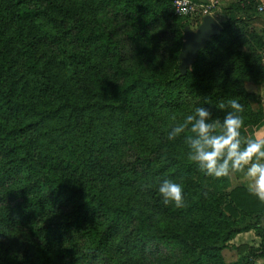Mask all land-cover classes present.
Segmentation results:
<instances>
[{
    "label": "trees",
    "instance_id": "obj_1",
    "mask_svg": "<svg viewBox=\"0 0 264 264\" xmlns=\"http://www.w3.org/2000/svg\"><path fill=\"white\" fill-rule=\"evenodd\" d=\"M174 2L0 0V264H41L8 242L12 232L61 264L264 257V201L231 175H205L182 136L167 139L206 100L216 120L227 109L214 105L241 103L246 138L264 122L261 94L246 88L264 85V28L253 27L264 0H230L185 73L186 31L205 16L178 15ZM167 19L162 39L155 28ZM165 178L182 185L181 207L164 204ZM251 230L259 247L230 244Z\"/></svg>",
    "mask_w": 264,
    "mask_h": 264
},
{
    "label": "clouds",
    "instance_id": "obj_2",
    "mask_svg": "<svg viewBox=\"0 0 264 264\" xmlns=\"http://www.w3.org/2000/svg\"><path fill=\"white\" fill-rule=\"evenodd\" d=\"M212 106L206 100L195 107L182 122L168 130L167 139L173 141L182 136L188 159L207 176L220 178L243 173L249 193L264 201V135L258 138L242 135L244 107L236 99L214 105L219 110L227 109L220 120L213 119ZM157 190L164 204L183 205L184 189L180 183L165 178Z\"/></svg>",
    "mask_w": 264,
    "mask_h": 264
},
{
    "label": "rangeland",
    "instance_id": "obj_3",
    "mask_svg": "<svg viewBox=\"0 0 264 264\" xmlns=\"http://www.w3.org/2000/svg\"><path fill=\"white\" fill-rule=\"evenodd\" d=\"M210 1V0H209ZM218 5L213 9L212 16L216 19V21L222 26L223 21L226 19V6L230 0H218ZM169 20H163L159 22V24L156 26L155 30L158 33V35L163 39L167 37L168 33V24ZM126 25L119 24L118 28L122 29L125 28ZM129 26V25H128ZM253 27L257 30L264 28V19L258 18L253 22ZM198 27L194 26L193 30H197ZM185 41V39H184ZM181 61V59H180ZM246 88L251 92H258L261 94L263 100H264V85H257L253 82H247ZM255 108H258V105L254 103ZM257 133V132H256ZM255 134L252 135L251 138L255 137ZM232 183L234 185H237L240 182V178H237L236 175L233 173L231 174ZM9 243L13 245H17L20 242H23L28 245V247L35 253L36 257L38 258L39 262L41 264H61L60 260L55 257V255L48 254L47 252H43L39 250L37 247L35 241L30 240L26 235L22 232H12L9 236ZM247 254H250V251L248 249L242 250V252H237V250L227 249L224 251V258L227 263H234L237 261H240L243 257L246 258ZM253 264H264V257H253L251 260Z\"/></svg>",
    "mask_w": 264,
    "mask_h": 264
},
{
    "label": "water",
    "instance_id": "obj_4",
    "mask_svg": "<svg viewBox=\"0 0 264 264\" xmlns=\"http://www.w3.org/2000/svg\"><path fill=\"white\" fill-rule=\"evenodd\" d=\"M222 26L216 21L212 15L203 18L202 23L197 30L189 29L186 31L185 41L180 56L182 72H186L193 64L198 51L207 45V42L214 35L221 32Z\"/></svg>",
    "mask_w": 264,
    "mask_h": 264
},
{
    "label": "built area",
    "instance_id": "obj_5",
    "mask_svg": "<svg viewBox=\"0 0 264 264\" xmlns=\"http://www.w3.org/2000/svg\"><path fill=\"white\" fill-rule=\"evenodd\" d=\"M218 0H210V3H197L192 0H175L174 8L181 16H207L211 15L213 9L218 5ZM258 11L264 13V3L258 8Z\"/></svg>",
    "mask_w": 264,
    "mask_h": 264
},
{
    "label": "crops",
    "instance_id": "obj_6",
    "mask_svg": "<svg viewBox=\"0 0 264 264\" xmlns=\"http://www.w3.org/2000/svg\"><path fill=\"white\" fill-rule=\"evenodd\" d=\"M256 135L254 138H258L262 135H264V122H262L256 129ZM247 179L245 177L240 178L239 184L244 185L247 187ZM261 243V239L256 235V233L251 230L248 232H243L238 234L234 239L230 241V244L241 246V245H247L250 247H259Z\"/></svg>",
    "mask_w": 264,
    "mask_h": 264
}]
</instances>
